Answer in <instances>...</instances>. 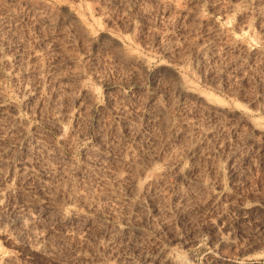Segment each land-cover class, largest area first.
I'll list each match as a JSON object with an SVG mask.
<instances>
[{
	"label": "rangeland",
	"instance_id": "374dc122",
	"mask_svg": "<svg viewBox=\"0 0 264 264\" xmlns=\"http://www.w3.org/2000/svg\"><path fill=\"white\" fill-rule=\"evenodd\" d=\"M0 264H264V0H0Z\"/></svg>",
	"mask_w": 264,
	"mask_h": 264
},
{
	"label": "bare ground",
	"instance_id": "6f19581e",
	"mask_svg": "<svg viewBox=\"0 0 264 264\" xmlns=\"http://www.w3.org/2000/svg\"><path fill=\"white\" fill-rule=\"evenodd\" d=\"M74 15H75V13H74ZM75 17H76V20H77L79 23H82V22H81V19H80L78 16H75ZM15 119H16V117H15ZM23 169H24L25 171L27 170V168H23ZM25 173H26V172H25ZM21 174H22V173H21ZM18 176H19V175H18ZM20 176H21V175H20ZM21 177H22V176H21ZM153 177H154V176H153ZM156 177H157V176H156ZM146 180H147V179L145 178L144 181H146ZM7 191H8V190H7ZM7 191H6V192H7ZM4 195H7V194H4ZM2 196H3V195H2Z\"/></svg>",
	"mask_w": 264,
	"mask_h": 264
}]
</instances>
